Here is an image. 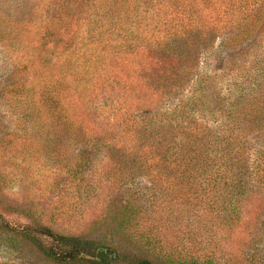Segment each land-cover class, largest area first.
I'll return each mask as SVG.
<instances>
[{"label":"trees","instance_id":"obj_1","mask_svg":"<svg viewBox=\"0 0 264 264\" xmlns=\"http://www.w3.org/2000/svg\"><path fill=\"white\" fill-rule=\"evenodd\" d=\"M212 1L160 9L148 29L138 0H102L80 33L28 0H0L7 162L42 154L82 206L99 165L110 187L101 220L111 221L92 238L7 205L31 221L0 212V236L49 264H210L195 253L215 225L229 236L242 217L264 215V0ZM157 212L188 235L190 256L163 253Z\"/></svg>","mask_w":264,"mask_h":264},{"label":"rangeland","instance_id":"obj_2","mask_svg":"<svg viewBox=\"0 0 264 264\" xmlns=\"http://www.w3.org/2000/svg\"><path fill=\"white\" fill-rule=\"evenodd\" d=\"M28 1L30 6L33 5L36 16L46 17L53 25L70 21L69 25H72L73 29L78 28L77 30L81 33L85 30V26L94 23V7L102 0ZM138 1L146 15L144 22L148 24V29L153 25L152 21L158 10L177 9L181 11L182 7L184 10L188 8L186 6L190 3V0ZM220 1L213 0L212 3L214 2L213 5L216 6ZM62 3H64L63 7ZM6 149L7 151H3L4 149L0 148V156L3 158H0V170L2 171L0 173V212L11 223L22 225L31 219L26 217V214L11 212L7 205L18 206L26 213L30 212L34 221L61 233L86 232L90 237L96 238L110 230L111 221L105 219L102 222L101 220L103 209L107 204L106 199L110 194V187L109 182L102 177L103 170L99 168V165H96L94 170L91 169L96 188L87 204L82 206L77 196V185L70 182L63 171L51 167L50 161L46 162L42 154L39 156L32 150L16 152L18 163L15 167L6 160L15 151L12 148L10 151ZM68 149H71L70 146ZM156 214L165 224V214L159 212ZM167 225L168 223L161 230L163 253L169 251L174 258L190 256V240L186 241L188 235L168 228ZM239 225L229 236L221 225H215L211 231L212 234H206L205 241H208L205 242L206 249L202 254L201 250H198L195 255L199 254L207 261L212 260L210 264H264V215L259 217L246 215L242 217ZM0 261L13 264H49L40 255L33 251H26V247L20 243L12 242L3 236H0Z\"/></svg>","mask_w":264,"mask_h":264}]
</instances>
